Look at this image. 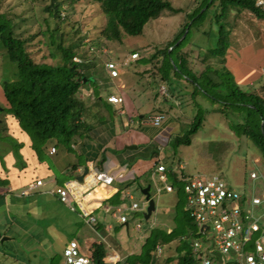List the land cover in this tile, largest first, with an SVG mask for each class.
<instances>
[{
	"label": "rangeland",
	"instance_id": "374dc122",
	"mask_svg": "<svg viewBox=\"0 0 264 264\" xmlns=\"http://www.w3.org/2000/svg\"><path fill=\"white\" fill-rule=\"evenodd\" d=\"M57 1L61 3L63 15L69 16L67 20L62 22H58L55 18L42 11L41 6L48 5L50 0H28V2L26 0H0V11L8 9L12 15L25 16V18L30 17V14L26 13L27 9L36 13L37 18L31 20L32 22L29 20L23 24L19 31L20 33L24 32L22 34L25 37L41 30L44 33L43 36L38 34L26 44L27 51L35 62L51 65L60 64L61 54L57 52L55 45L52 44V40L49 38L50 33H52L57 43L61 40L65 47H77L78 44L86 45L83 53H86L88 48L94 49L93 54L96 56L92 60L96 65L94 70L98 71V78L101 75L98 59H102V57L99 53V47L95 46L98 44L97 36L103 28H101V22L98 21L97 2L92 0ZM90 1L92 6L89 5ZM164 1H168L173 8L178 9L180 12L174 13L169 10H163L158 17L145 24L142 35L135 38V40L139 42L140 46L149 47L147 48L149 52H153L155 49H162L168 43H172L178 37L184 25L189 24L192 20L188 15L193 13L198 6L204 5L205 2V0ZM218 2L219 0H214V4L206 11L205 19L199 24V30L190 28L187 35L188 29H186L174 43L175 46L183 42L181 49L188 55L187 61L189 62V59L192 61L187 66L197 79L203 69L201 62L208 60L206 57L207 52L215 46L214 14L219 5ZM204 9L202 8L199 14ZM244 14L246 18L251 19L253 23L255 22L251 15ZM63 15L62 19H65ZM232 17L230 22H232ZM45 18L47 22L44 21ZM120 32L124 38L127 37V34H124L122 30ZM137 51H141L140 47ZM3 54L4 51L0 48V107L2 109L5 104L7 106L1 94L2 83L17 79L15 76V71H17L15 65L10 63ZM139 56L140 58L130 62V65L141 62L142 56L141 54ZM165 61L168 62L169 60L165 59ZM165 61L158 59L152 66L143 65L149 69L152 75L157 76L158 83L164 86V88H159L157 86L158 83L151 80L149 83V89L151 90L148 89L147 97L153 98L158 92V88L162 96L168 91L169 93L171 92L173 95L172 99L166 98V102L163 103V100L157 97V102L161 104L160 106H171L173 111L171 113L167 112L172 117L176 118L177 110L179 109L180 114L183 116L182 120H180L181 129L178 137L184 136L182 141L185 143L175 144L171 142L161 152V162L165 164L167 169L164 173L166 176L164 182L175 185L174 181L168 178L170 172L175 176L176 180L179 178H212L217 176L230 189L240 195H246V201L248 202L251 191L248 175L250 164L248 152L250 150L246 139L243 136H238L236 132L230 129L229 121L231 118L226 119V117H230L228 112L226 115L220 108H215L213 102H208L196 94L192 84L185 77L176 76L170 71L168 81H159L160 74H164L166 68H168ZM210 61L212 60L208 62ZM138 79L143 82L142 78ZM231 80H233V77ZM99 85L102 84L100 83ZM165 87H169L168 91L163 90L167 89ZM94 90L102 98L103 102H106L107 93L104 90L100 91L96 87H94ZM251 90L249 89V91ZM89 97H86V99ZM140 101L142 99H139L137 103ZM141 108H146L142 110L143 112H140L145 116L153 113L149 107ZM95 110L90 108L89 111L91 113L89 114L92 115ZM5 113L9 114V110L4 108L0 111V151L3 149L2 145L11 147L14 153L13 158L16 159L17 164L22 160V155L20 154L22 146L17 143V139L13 134L3 128L7 125ZM93 116H98L100 120V112ZM14 121L15 123L17 122L16 119ZM194 122H196V127L192 134L187 137L186 134L194 125ZM186 141L189 142L187 143ZM2 157L3 154L0 152V165L1 163L4 164ZM259 169L264 173L263 163L259 164ZM155 179V182L158 183V174ZM142 183L144 185L151 184L150 175H147ZM159 186H162V183L159 182ZM175 188L176 191L171 194L163 191L159 195L157 203L161 207L175 209L178 203L177 187L175 186ZM41 191L49 192L46 188L41 189ZM14 193L17 194L18 190H15ZM14 193L12 192L8 196V202H6L8 205L0 201V234L10 238L0 244V264H45V261L50 264H59L62 260L61 252L70 240H78L84 222L77 214L70 213L62 204L44 192H42L41 197L35 199L30 197L17 198ZM150 193L155 195L153 187H151ZM143 202L144 198L142 197L138 203L141 205ZM125 203L126 206L130 205V201L126 200ZM183 208L185 210V203ZM16 211H18V214H16ZM20 211H23V214L19 215ZM126 217L128 220L127 227L112 219L110 215L106 218V224L110 226L108 242L111 248L119 251L121 261L127 254L134 250L137 251L143 239L148 235L147 232L156 227L162 230L169 229L164 224H161L159 219H157L158 223H154V214L148 220L143 218L142 212H126ZM5 223H8V226H5ZM137 224L141 226L140 231L136 230ZM197 238L189 239V243L192 242V247L193 242H197ZM82 242L88 246L86 237H82ZM170 245L173 246V244ZM167 247H162V255L158 259L159 264H164L165 259L174 254V250L171 248L168 252ZM222 258H225V256H222Z\"/></svg>",
	"mask_w": 264,
	"mask_h": 264
},
{
	"label": "trees",
	"instance_id": "16d2710c",
	"mask_svg": "<svg viewBox=\"0 0 264 264\" xmlns=\"http://www.w3.org/2000/svg\"><path fill=\"white\" fill-rule=\"evenodd\" d=\"M92 1L97 2L98 21L103 28L97 36L98 44L95 47H100L103 41L122 42L123 34L120 30L132 38L140 37L145 24L158 17L163 10L180 12L164 0ZM261 1L262 4H258V0H219L214 14L215 46L208 50L206 56L208 60L205 62L201 60L203 69L198 79L187 66L192 61L191 59L187 61L188 55L181 49L183 42L175 46L174 43L186 29L187 35L190 28L199 30V24L205 19L206 11L214 4V0H205L204 5L198 6L188 15L192 20L184 25L172 43H168L162 49H152L153 52L142 58L138 64L152 66L158 59L169 60L165 61L168 68L164 74H160L159 81H168L170 71L189 80L196 94L208 102H213L215 108H220L226 115L228 112L230 117L226 119L231 118L230 129L246 139L249 150L256 153L264 165V98L256 92L244 91L231 80V74L226 66L234 55H239L244 45L251 44L255 48L264 49V0ZM89 5L92 6L91 1ZM41 8L58 22L69 18L63 15L61 3L57 0H50L48 5ZM202 8L205 9L199 14ZM26 13L30 14L29 18L12 15L8 9L0 11V48L4 51L3 56L14 64L17 70L16 80L2 83L1 94L7 103L3 109L9 110V115L16 119L20 130L28 136L35 155L43 157L41 162L51 169V161L45 157L42 148L52 140L55 151L75 153V147L78 144L82 145L84 138L88 137L93 127L92 122L98 121V116L89 114L91 113L89 109L93 108L94 104L97 106L100 101L99 94L94 90L98 71L94 70L96 65L92 60L95 58L94 49L88 48L86 53H83L86 45L65 47L61 40L57 43L52 33L49 38L57 52L61 54L60 64L35 62L27 51L26 44L38 34L43 36L44 33L41 30L25 37L22 34L24 32H19L23 24L37 18L32 10L27 9ZM244 13L251 15L255 22L246 18ZM62 15L65 19H62ZM44 21L47 22V19ZM147 48L149 47L145 49ZM209 60L212 61L208 62ZM86 86L92 90L94 102L92 105L88 104L83 95ZM196 122L187 132V137L192 134ZM183 137H177L174 143H185L182 141ZM80 165V163L74 165L73 169ZM168 178L174 181L178 193L174 221L168 230L158 227L151 230L137 251L127 254L118 264H159L155 257L158 246H168V252L171 248L174 250L173 256L167 257L164 264L200 263L198 256L193 252L192 242L189 243V239L199 237L200 234L183 208L186 199L182 182L176 180L171 172ZM36 179L38 178L27 180L18 185L17 189ZM91 250L95 255L96 264H105L104 249L100 245H93Z\"/></svg>",
	"mask_w": 264,
	"mask_h": 264
},
{
	"label": "built area",
	"instance_id": "2783aa9c",
	"mask_svg": "<svg viewBox=\"0 0 264 264\" xmlns=\"http://www.w3.org/2000/svg\"><path fill=\"white\" fill-rule=\"evenodd\" d=\"M262 3L258 0V4ZM99 49L103 67L109 77L115 85H122L124 78L118 70L117 60L110 57V44L103 41ZM137 57L136 53L130 54L131 59ZM127 95L132 98L130 93ZM121 101L120 97H108L109 103L117 104ZM165 120L164 114H155L144 117L142 125L160 127ZM49 153H55L54 146L50 147ZM248 158L251 183L248 202L246 195L230 189L217 176L179 178L186 199L185 211L200 233L197 242H193V252L198 256L199 264H264V173L259 169L262 161L256 153L249 151ZM152 166L155 172L151 176V184L155 190L153 197L157 202L163 191L169 194L176 191V188L164 182L167 169L159 156ZM86 168L87 172L81 173V180L72 176L57 184L54 177L48 175L23 185L17 189L16 195L26 197L37 189L46 188L67 210L77 214L84 222L78 240H70L61 252L62 260L59 264H96L91 250L93 245H100L104 249L105 264H118L121 256L119 251L110 247V226L104 219L110 215L112 219L127 225L126 212L144 213L147 202L139 205L138 201L142 197L137 189V193L125 194L124 200L130 201L129 206L125 202L119 205L110 204L117 192V188L110 182L134 181L133 167L115 164L99 170L92 163H87ZM157 174L158 183L155 182ZM159 182L162 186H159ZM140 229L141 226L137 224L136 230ZM82 237L87 238L88 246L82 242ZM161 255L162 247L158 246L155 252L156 261Z\"/></svg>",
	"mask_w": 264,
	"mask_h": 264
},
{
	"label": "crops",
	"instance_id": "0c3cea01",
	"mask_svg": "<svg viewBox=\"0 0 264 264\" xmlns=\"http://www.w3.org/2000/svg\"><path fill=\"white\" fill-rule=\"evenodd\" d=\"M107 43L108 45L110 44L111 48L110 57L117 60L118 70L124 78V82L122 85H115L103 67V59L99 58L98 67L100 68L101 75L96 78L95 87L107 93L106 102H103L100 97V101L97 103L98 105L96 106L94 104L92 109L96 110L93 112V115H97L100 112V120L98 117V121L95 123L92 122L93 127L88 137L84 138L82 145L78 144L75 147V153L60 150L58 152L55 151L54 154H50V147H55L54 141L51 140L42 148L45 157H48L51 161L50 169L47 164L41 162L43 157L41 158V156L37 157L35 155L31 149V142L28 136L20 130L18 123L14 121L15 119L5 113V118L8 120L6 119L7 125L3 128L13 134L17 139V143L22 146L20 153L22 160L16 164L11 147L2 145L3 149L0 151L3 154L2 161L4 162V164L1 163L0 165V201L2 203L8 202L7 198L10 196V193H14L17 186L27 180L45 178L48 175H52L56 183L61 184L72 176L81 175L87 163H92L99 170L104 169L106 166L113 167L115 164L127 165L134 168V181L124 183L116 181L110 182L111 185L117 188L116 194L110 201L111 205H119L125 202V194L127 192L137 193L138 185L145 187L146 185L142 181L147 175H150L151 181V176L154 171L152 163L158 156L162 159V149H165L169 143H174V140L178 137L181 129L180 120H182L183 116L180 114L179 109L177 110L178 113L175 111L177 113L176 118L172 117L169 114L173 111L172 107L168 105L160 106L161 104L157 102V97H160L163 103L166 102V98H173L172 93L168 91L169 87L163 89L164 91L167 90L168 93L162 96L159 88H164V86L158 83L157 76L152 75L145 66L137 63L130 65V62H134L140 58V54L144 58L149 56L152 51L149 52V50L140 46L135 38L128 35L122 42L113 41ZM136 45L143 50L138 52L139 47ZM132 53H136L138 57L131 59L130 54ZM226 66L234 82L244 91L256 92L264 98L263 48H255L251 44L244 45L240 49L239 55H234ZM138 78H142L143 82ZM151 80L158 83L157 86H159L158 92H156L153 98L147 97L149 90H151L149 89ZM100 83L102 85H99ZM249 89L252 90L249 91ZM127 93H130L132 98H129ZM83 95L86 97L90 96L87 98V102L89 101L88 104L90 103L92 105L94 103L90 87L86 86L84 88ZM109 96L120 97L122 101L117 104L109 103ZM139 99H142V101L137 103ZM141 107H149L153 111L149 116L160 113L164 114L166 120L160 127L142 125V119L148 116L140 113L146 109ZM79 163L81 165L73 169V166ZM42 192L52 196L54 200L59 202L54 195L41 191V189H37L26 197L35 199L39 195H42ZM15 196L18 197L16 194ZM6 205L8 204L6 203ZM17 212L16 214H18ZM21 214H23V211L19 212V215ZM154 215V223L159 219V222L168 228L174 221L176 212L175 209L161 207L158 204ZM104 222L106 223V218ZM124 225L127 227L126 224ZM5 226H8V223H5ZM147 233L149 234V232ZM45 264L50 263L45 261Z\"/></svg>",
	"mask_w": 264,
	"mask_h": 264
},
{
	"label": "water",
	"instance_id": "95a60500",
	"mask_svg": "<svg viewBox=\"0 0 264 264\" xmlns=\"http://www.w3.org/2000/svg\"><path fill=\"white\" fill-rule=\"evenodd\" d=\"M185 36V35H184ZM2 110V108L0 107V111ZM87 172V168L86 166L84 167L83 169V173H86ZM78 180H81L82 178V175H79L76 177ZM151 187H153L152 184H147L145 187H142V186H137V189L141 195V197L144 198V202H147V206L145 208V212L143 213V218L145 220H148L152 214L155 213L156 211V208H157V205L158 203L156 202L155 198L153 197V195H151L150 193V190H151ZM154 188V187H153ZM9 238L5 237V236H2L0 234V244H2L4 241L8 240Z\"/></svg>",
	"mask_w": 264,
	"mask_h": 264
}]
</instances>
